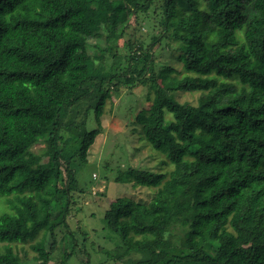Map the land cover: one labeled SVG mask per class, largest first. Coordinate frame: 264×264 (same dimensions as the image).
Instances as JSON below:
<instances>
[{
  "label": "trees",
  "instance_id": "obj_1",
  "mask_svg": "<svg viewBox=\"0 0 264 264\" xmlns=\"http://www.w3.org/2000/svg\"><path fill=\"white\" fill-rule=\"evenodd\" d=\"M152 2L127 0L129 8L117 0H0V198L7 202L0 210V249L7 253L0 264H21L12 243L40 232L53 239L50 247L45 238L32 245L41 264H66L71 253L65 248L76 247L73 233L57 239L58 230L68 226L76 171H59L64 165L52 151L61 139L58 124L92 96V81L112 84L120 76L93 75L97 69L87 47L102 38L101 26L114 32L123 23V35L125 21ZM157 2L152 10L162 12L164 32L154 43L174 29L173 38L183 43V75L171 76L180 71L166 67L168 86L149 79L152 45L147 56L130 55L133 66L124 74L131 86L150 83L155 98L137 120L144 138L167 153L173 168L145 170L138 182L157 187L153 197L119 198L106 211V227L118 232L126 251L155 245L163 231L181 235L183 246L194 251L173 252L164 264H264V0ZM144 61L140 69L134 66ZM111 89L99 93L95 114L103 111ZM178 91L202 95L197 104L182 103L172 95ZM45 134L48 140L42 139ZM98 134L88 130L81 145ZM40 142L51 157L45 163L31 151ZM57 242L65 254L54 260ZM81 264L93 262L89 257Z\"/></svg>",
  "mask_w": 264,
  "mask_h": 264
},
{
  "label": "clouds",
  "instance_id": "obj_2",
  "mask_svg": "<svg viewBox=\"0 0 264 264\" xmlns=\"http://www.w3.org/2000/svg\"><path fill=\"white\" fill-rule=\"evenodd\" d=\"M117 2L127 3V0H117ZM143 3L144 0H139ZM127 7L131 8L132 4L127 3ZM159 8L157 0H153L147 11L143 9L137 10V16L139 22L136 24L131 23V17L128 21L129 27L125 30L124 34L121 35L120 29L123 27V23L117 24L114 32L104 31L103 25L99 29L101 36L106 37V40H93L92 43H97L103 47L110 48L111 51H117L118 56L116 63L113 64L112 60L109 59H93L94 54L101 51L100 47L92 48L91 44L87 47V53L89 59L92 60L93 67L97 69V72L93 75L99 76L103 74H111L112 72H124L131 61H128L129 54H138L147 56L148 45L151 43L154 36H159L164 31L163 28V14L162 12L153 17L152 8ZM203 6L201 11H203ZM174 29L169 28L164 39L165 44H170L172 48L180 47L181 44L171 43V36ZM119 45V48H117ZM139 46V52L137 51ZM167 51V49L165 50ZM79 54V53H78ZM104 57H109V53H103ZM127 61V63H126ZM143 63H146L144 61ZM143 63H136L134 66L141 67ZM108 65H112L111 68ZM156 68H159V63L156 64ZM103 69L101 72L100 70ZM87 83V82H86ZM92 88V96L89 97L87 102H80V114L75 116L74 120L70 119L69 116L65 115L58 124V135L62 136L63 140H57L54 144L52 151L58 152L59 156L57 159L64 165L59 169L63 174L66 167H71L76 171L73 173L74 182L76 187H108L109 189L116 187L121 184H126L127 187L140 192H152L156 189H152L145 184L138 182L140 175L144 173L145 169L148 172L155 171L156 165H159L161 161H167V153L160 152L158 150L145 151L137 154V157H131L132 148L129 141L134 140L135 136H128L127 133L135 128L132 124L133 114L129 111L128 115L124 117L130 127L126 128L124 134H117L112 129L105 127V122L111 120L113 115L123 114L128 111V105L132 103V98L125 96L124 89L120 91V100L122 103H117L115 108H112L111 101L108 102V107L112 108L109 111L105 108L103 111H99L93 116H86L83 112V108L87 107L88 104L95 105V100L99 99V93L110 87V83L103 81L97 82L92 81L90 83ZM148 85L145 84L143 89L138 90L139 95H143V91L147 90ZM163 92V89H161ZM171 93H165L170 95ZM115 95V93H113ZM198 95V93H197ZM94 97V99H93ZM155 98V94H154ZM227 102V98L225 100ZM118 110V111H117ZM171 120V117H168ZM84 121V124H81ZM96 128L99 135L94 140L86 141L82 146L80 141L83 140L84 134L91 128ZM172 137H177L178 133H170ZM42 139L48 140L49 137L45 134ZM143 143V141H141ZM177 144L181 143L176 141ZM139 147V144L134 145ZM151 148V145H149ZM83 154V155H82ZM146 157H155L151 163H147ZM48 160L49 157H45ZM132 169V172H129ZM163 171H168V167H163ZM120 179L117 181L116 178ZM116 181V184H113ZM59 183V182H58ZM133 185L135 187L133 188ZM62 186V185H61ZM75 191V188H73ZM108 197H99L97 204L99 207H95L92 210L96 212V221L102 222L104 213L108 210L107 202ZM114 199V197H112ZM15 203V202H13ZM86 215V213H85ZM17 219V216L13 214V220ZM120 226H123L124 221L118 222ZM7 226V225H4ZM95 226V225H91ZM27 227L30 229L32 223L29 221ZM116 227V224L113 225ZM90 225L86 222L83 226L85 232H89ZM100 236L108 237V239L101 240ZM74 239L77 241L75 248L68 246L65 248V253H71L66 264H81L82 261H86L89 256L88 253H92L91 259L93 264H96L97 260L103 259L104 264H131L133 261H139V264H164V260H167L173 252H177L180 256H186L187 252L194 251L193 249H187L183 246V237L171 231H163L160 235L158 242L155 245L147 247L141 251H136L134 248L126 251L127 244L120 242L119 234L113 233L111 230H107L104 233H98L92 235L89 232V240H94L97 244L103 245L102 252H97L94 246L87 247L84 244L79 243L81 236L76 233ZM17 244L19 241L16 242ZM34 243V242H33ZM71 245V241L68 242ZM119 245V247H116ZM61 245L57 242L55 251L52 253L53 259H63L65 253L60 251ZM44 250L47 251V247L44 246ZM27 252V258L21 260V264H41L37 254L30 250V246L25 249ZM18 253L17 248H13L12 255L15 256ZM4 249H0V256L6 255ZM23 258L24 253H19ZM209 255L214 256V251L209 250ZM186 264H191V260L186 261Z\"/></svg>",
  "mask_w": 264,
  "mask_h": 264
},
{
  "label": "rangeland",
  "instance_id": "obj_3",
  "mask_svg": "<svg viewBox=\"0 0 264 264\" xmlns=\"http://www.w3.org/2000/svg\"><path fill=\"white\" fill-rule=\"evenodd\" d=\"M102 4H105L107 0H99ZM177 3H181V0H176ZM202 4L205 5V2H202ZM153 17L156 16V14L152 10ZM139 22V17L137 18L135 16H132L131 23L136 24ZM129 27V26H128ZM127 27V29H128ZM164 28V26H163ZM126 29V30H127ZM125 32V31H124ZM164 32V31H163ZM161 32V34L163 33ZM124 34V33H123ZM160 34V35H161ZM159 35V36H160ZM157 37V36H154ZM152 38L151 43L148 45H152V51L154 52V58H153V63L151 66L153 69H151L146 75L149 79H152L153 81H156L159 85L162 86H168L169 82L166 81L164 76L162 75L164 69L166 67H173L177 69L179 72H171V76H182L183 75V63L179 59V56L181 54L180 47L172 48L170 44H165L164 39L166 36H162V40L160 42H155L154 39ZM93 40H106V37H99L95 38ZM92 40V41H93ZM171 43H177V44H183L180 40H177L171 36ZM97 46H95V45ZM92 48H97L100 47L101 51L96 54L102 55V59H111L112 63H116V58L118 56L117 51H111L110 48L108 47H103L100 44L93 43L91 46ZM117 48H119V45H117ZM139 49V46H138ZM167 49V51H165ZM108 52L109 57H104L103 53ZM94 54V55H96ZM131 54H129L128 61H131ZM98 59V58H96ZM127 63V61H126ZM143 63V62H142ZM159 63V68H156V64ZM133 63H130L128 68L132 67ZM109 68L112 67V65H108ZM127 68V69H128ZM141 67H138L140 69ZM126 69V70H127ZM125 70V71H126ZM120 74L118 79L114 80L115 82L110 84L111 89V96L106 99L105 108H108L109 111H112V108H115L117 103H122L120 100V91L123 88L125 96L132 98V103L128 105V111L124 112L123 114H116L113 115L111 120H108L105 122V127L112 129L114 132L117 134H124V131L126 128L130 127V125L126 122L124 119L125 116L128 115V112L130 111L133 114V120L132 124L135 125V128H133L132 131L128 132V136H135L136 138L134 140L129 141V144L133 146L132 148V154L131 157H137V154H140L145 151H151L155 149L152 144L146 140L143 136L142 133V124L139 123L137 120V115L141 110H148L151 106V99L154 97V91L152 88L149 86L150 83H147L148 87L147 90L143 91V95H139V91L143 89L145 84H139L137 81L136 87L131 86L129 84H126L125 80V74L124 72H115ZM115 93V95H113ZM198 93V95H197ZM178 101L182 103H191V104H197L200 96L202 95V92L200 91H194V92H189V91H178L172 94ZM149 97V98H148ZM89 98H85L82 102H87ZM111 101L112 108L108 107V102ZM80 105L76 106L75 108L71 109L68 111V115L70 119L74 120L75 116L80 114ZM118 111V110H117ZM83 112L85 113L86 116L91 115L95 119V113L94 109L92 107V104H88L87 107L83 108ZM167 118L172 117L170 113L166 114ZM84 121H81V124ZM94 129L91 128L90 130ZM99 135V134H98ZM97 135V136H98ZM64 138L61 136L60 140H63ZM143 141V143H141ZM139 144V147H135L134 145ZM149 145H151V148H149ZM45 149H46V144L44 142H40L35 144L32 148L31 151L37 155V157L40 159L42 163L47 162L51 157L47 156L45 154ZM156 150V149H155ZM45 157H49L48 160H45ZM138 158V157H137ZM155 159V157H146L145 160L147 163H151V161ZM163 167H168V171H163ZM173 168V165L167 160L166 161H161L159 165H156L155 171L153 172H160V173H168L171 169ZM147 170V169H145ZM118 178L116 180L118 181ZM113 184H116V181H113ZM135 185H133V188ZM75 188V191L72 190V202H71V211L70 215L68 217V226H63L61 227L58 232H57V239H63L65 235L69 234H74L79 233L81 236V240L79 243L84 244L86 246L85 250L87 247L94 246L95 250L97 252H102L103 250V245L97 244L94 240L90 241L89 240V232L92 235H97L98 233H104L107 230H110L106 227L104 217L102 222H97L95 217H96V212L92 210L95 207H99L97 204V199L99 197H108V202H107V208L109 209L112 205H116L118 203V199L121 197H128L131 199H145V200H150L155 191L152 192H140L139 190L132 191L130 190L126 184H121L116 187H113L109 189L108 187H97V186H92L91 188L89 187H76L75 184L73 186ZM152 189H156L157 187H151ZM114 197V199H112ZM3 208H7V202L4 199L0 198V210ZM86 213V215H85ZM106 212L104 213L105 216ZM88 223L90 225L89 232H85L83 230V226L85 223ZM95 225V226H91ZM45 238L44 232H40L35 239H30L26 242H19L18 244L16 242L12 243V245L18 249L19 253H24L23 259L27 258V252L25 251L26 248L30 246V250L34 253L37 254V252L32 248V245L36 243L37 241H43ZM101 240L108 239V237L105 236H100ZM120 239V242L122 243V239ZM45 245L47 247H50L53 239L51 236H48V238H45ZM34 242V243H33ZM4 243L0 242V247L3 246ZM116 247H119V245H116ZM139 252V251H138ZM89 257L91 258L92 253H88ZM137 261L131 262V264L136 263ZM96 264H104L103 259L97 260Z\"/></svg>",
  "mask_w": 264,
  "mask_h": 264
}]
</instances>
